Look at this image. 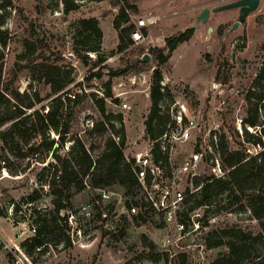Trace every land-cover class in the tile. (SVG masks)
Masks as SVG:
<instances>
[{
    "label": "rangeland",
    "instance_id": "374dc122",
    "mask_svg": "<svg viewBox=\"0 0 264 264\" xmlns=\"http://www.w3.org/2000/svg\"><path fill=\"white\" fill-rule=\"evenodd\" d=\"M130 1L137 6L138 11H130L129 18L121 22L120 28L135 24L142 17L152 23L144 31V41L134 42L123 52L118 51L119 30L114 26L118 10L109 0H78L79 8L70 12L65 11L63 0H15L17 8H8L7 13L4 11L6 16L2 28L8 29L12 37L5 45L0 41V68L9 78L16 67H21L15 85L21 92H40L43 99L35 103V109L47 112L54 97L48 96L50 86L41 80L43 73L38 69L32 71L30 65L26 66L29 56L21 58L25 50L23 39L31 28L34 30L32 39H38L42 44L39 49L43 56L41 60L53 63L58 55H63L64 59L59 64L63 70L71 71L73 82L68 88L71 93H79L80 100L75 104L66 101V105H73L69 118L72 132L64 139L63 152L71 151L76 137L87 148L95 141L99 145L100 138L92 131V126L101 120L108 122L106 136L112 134L116 141L120 136L115 130L124 127L125 150L128 154L143 149L148 140L145 120L151 106L153 72L158 68L162 72L160 83L169 90L170 98L189 105L199 122L194 141L197 136L204 135V143L211 145L210 140L214 135L221 140L222 133H225L231 145L244 148L249 154H256L261 147L245 141L243 120L247 117V94L254 88V81L264 67V0L234 30L231 28L238 20L237 8L211 12L209 20L193 28L189 40L179 43L165 63H159L156 52H153L149 61H139L137 69L133 65L148 53L150 45L168 54V39L181 36L184 30L195 24L203 9H212L235 0ZM90 17L98 18L104 34L100 55L104 61L94 69L91 65H84L74 55L76 48H86L95 41H87L78 33L80 20ZM78 40L86 42L79 43ZM89 54L94 60L98 57L96 53ZM122 69H127L124 74L112 75ZM98 71L102 72L100 76L88 79L92 72ZM109 80H112L113 96L106 99L107 114H110L107 120L101 116L96 99L104 95ZM119 93L122 95L118 96ZM124 102L131 108H123ZM119 115H122V120L118 119ZM250 131L256 129L250 128ZM52 138L59 140V135L53 130L34 138L35 151L25 159L7 151L0 140V243L8 264H12L11 258L2 240L19 244L31 234L28 222L15 224L13 220L14 216L31 215V210L28 205L22 204V200L40 190L43 196L34 203L37 210L44 214L54 208L49 186L40 185L39 175L43 167L55 162L52 151L44 145L45 140ZM195 145L194 142L188 143L187 151L195 149ZM100 151L101 148L95 147L92 153L97 156ZM5 156L9 157L6 161ZM25 166L28 167L24 172L15 173V170ZM205 166L203 163L202 171ZM216 172L222 174L218 170ZM110 189L125 193V189L117 186ZM94 197L88 187L73 196L70 208L61 211L67 217L71 243L61 244L58 248L49 246L42 255L33 253L34 264H165L166 258L158 262L153 260L152 254L158 249L145 247L142 240L143 234L154 242L160 241L164 235L155 216H149L146 221L139 223L131 217L123 220L112 231L107 230L102 220L97 218L94 222H88L84 236L79 237L76 224L71 225L68 217L81 204L92 200L96 202ZM213 200L219 206L216 218L202 233L192 234L185 241L187 249L192 251L191 264H197L200 260L212 264L213 259L226 250L223 247L210 249L205 242L207 235L220 226L237 225L255 234L263 230L249 208L241 211L237 210L236 205L230 209L224 208L226 200L223 195H216ZM18 202H21V207L16 212L14 203ZM22 231L25 233L20 236Z\"/></svg>",
    "mask_w": 264,
    "mask_h": 264
},
{
    "label": "trees",
    "instance_id": "16d2710c",
    "mask_svg": "<svg viewBox=\"0 0 264 264\" xmlns=\"http://www.w3.org/2000/svg\"><path fill=\"white\" fill-rule=\"evenodd\" d=\"M109 1L118 10L114 26L119 30L118 51L123 52L134 44L131 33L135 29V25L120 28V24L129 18L130 11H138V8L130 0ZM63 3L66 12L79 8L78 0H63ZM8 8H17L15 0H0V41L4 45L12 37L8 29L2 28L6 16L4 11L7 13ZM191 32L192 29H189L181 36L168 39V54H165L162 49L156 50L158 62L165 63L179 43L189 40ZM78 33L87 41H95L93 45L86 48H76L74 55L84 65H91L92 69L99 67L104 61L103 57L100 56L104 34L99 26L98 18H82ZM33 35L34 30L32 31L31 28L28 35L23 39L25 50L21 54V58L29 56L26 66L30 65L32 71L36 69L41 71L43 73L41 80L50 86L48 96L54 98L47 112L34 108L35 103L43 99L38 90H34L33 93L28 90L21 92L16 87L15 81L21 67H16L10 73L9 78L5 75L4 69L0 68V140L3 142L4 148L17 157L25 159L35 151L32 142L34 138L44 135L48 130H53L59 135L58 141L55 138L45 140L44 145L50 152L52 151L55 162L43 167L39 174L40 185L42 187L45 184L49 186V193L53 196L54 208L44 214L37 210L34 203L41 199L43 193L36 190L22 200V204L28 205L31 215L13 217L15 224L26 221L29 226H35L37 229L34 236L26 238L21 243L31 257L35 252L44 254L48 251L49 246L58 248L61 244L71 243L67 217L66 215L63 216L61 211L70 208L73 196L86 190L87 184L90 185L94 198L99 196L95 189H110L113 186L125 189V194L133 199L139 195L137 191L139 182L132 168V163L125 158L126 132L124 127L115 130L114 125H112L115 133L121 138L117 142L112 134L106 136L108 122L106 120L98 121L94 123L92 131L100 138L99 145L95 141L87 148L86 144L76 137L71 151L63 152L64 139L72 132L69 118L73 105H66V101L75 104L80 100V94L69 91L68 87L73 82L71 71L63 70L59 64L64 56L58 55L53 63L41 60L43 56L39 49L42 44L38 39L33 40ZM86 40L78 41L85 43ZM89 52L98 54V57L95 60L92 59ZM133 68L137 69L138 64L135 63ZM126 70L113 72L112 75L124 74ZM101 74V71L92 72L88 79ZM152 80L151 106L145 120L146 133L150 139L156 138L162 132L169 119V102L173 101L170 98L169 90H166L160 83L162 72L158 68L154 70ZM112 85V80H109L106 83L104 95L96 99V105L101 116L107 120L110 119V114H107L106 99L113 96ZM31 88L33 89L32 86ZM71 95H75V98H72ZM247 101V117L243 120L244 139L247 143L257 145L261 149L256 154H249L246 149L231 145L227 135L222 133L220 154L225 174L222 177L213 178L210 170H208L203 180L199 179V182H205L202 197L195 196L190 209L203 204L214 203V196L223 195L226 200L223 205L224 208L230 209L233 205H236L239 211L249 208L263 230L255 234L237 225L220 226L214 229L206 237L207 247L210 249L223 247L226 250L220 252L213 259L212 264H264V119H262L264 115V67L261 68L254 81V88L249 90ZM118 119L122 120V115H119ZM250 128L256 129V131H250ZM56 143L58 146L54 147ZM95 147L101 148L97 156L92 153ZM6 159L8 160L9 157L5 156L4 161ZM27 167L17 169L15 173L24 172ZM14 204L16 212H18L21 202ZM143 205L145 204L143 203ZM218 207H215V212H217ZM133 218L139 223L146 221L148 216L141 211ZM126 220L125 218L124 221ZM142 240L145 247L151 250L156 248L155 242L149 240L145 234L142 235ZM8 255L10 257V254ZM152 258L158 262L165 256L161 252H154ZM188 259L187 254H182L180 263L186 264Z\"/></svg>",
    "mask_w": 264,
    "mask_h": 264
},
{
    "label": "built area",
    "instance_id": "2783aa9c",
    "mask_svg": "<svg viewBox=\"0 0 264 264\" xmlns=\"http://www.w3.org/2000/svg\"><path fill=\"white\" fill-rule=\"evenodd\" d=\"M151 23V20L143 17L136 21L131 33L135 43L144 41V31ZM71 96L75 98V95ZM122 107L131 108L127 102L122 103ZM168 114L169 119L162 132L154 139L148 138L143 149L132 154L125 150V158L132 163L139 182V195L133 199L111 189H95L99 195L96 202L92 200L81 204L68 217L71 225L76 224L79 237L84 236L88 222H94L97 218L102 220L107 230L112 231L125 218L134 217L142 211L148 217L155 216L158 227L164 231L160 241L155 244L158 252L165 256V264H181L182 254H187L189 259L186 264H191L192 251L187 249L186 239L192 234L202 233L217 216L215 203L190 208L195 196L202 197L205 182H199V179L203 180L208 170L213 178L225 174L220 154V137L214 135L210 140L211 145L204 143V135L197 136L194 141L199 122L190 106L184 102L172 101ZM116 139L118 141L120 137ZM193 142L196 144L195 149L188 152V143ZM203 163L206 166L202 171ZM217 170L222 174L217 173ZM87 187L91 189L88 184ZM29 231L31 234L28 237L37 233L35 226H30ZM24 233L20 232V236ZM21 243L4 242L11 263L34 264ZM197 264L206 263L200 260Z\"/></svg>",
    "mask_w": 264,
    "mask_h": 264
},
{
    "label": "water",
    "instance_id": "95a60500",
    "mask_svg": "<svg viewBox=\"0 0 264 264\" xmlns=\"http://www.w3.org/2000/svg\"><path fill=\"white\" fill-rule=\"evenodd\" d=\"M260 4V0H235L231 2H227L218 6L210 8H205L203 11L198 15L195 24H193L190 28H196L199 24L206 23L209 20L211 12H219L222 10H227L231 8H240L238 20L232 24L231 30L236 29L242 22L247 18L249 14L254 12ZM152 50V46L149 48L147 54H145L141 59L137 61H144L147 62L151 59L150 51Z\"/></svg>",
    "mask_w": 264,
    "mask_h": 264
},
{
    "label": "crops",
    "instance_id": "0c3cea01",
    "mask_svg": "<svg viewBox=\"0 0 264 264\" xmlns=\"http://www.w3.org/2000/svg\"><path fill=\"white\" fill-rule=\"evenodd\" d=\"M2 241H3V243L5 242L4 240H2ZM11 243H12V241H11ZM1 246H2V244L0 243V264H8L7 263L8 261L6 259V253L4 251H2V247ZM3 247H4V244H3Z\"/></svg>",
    "mask_w": 264,
    "mask_h": 264
},
{
    "label": "flooded vegetation",
    "instance_id": "af4514ba",
    "mask_svg": "<svg viewBox=\"0 0 264 264\" xmlns=\"http://www.w3.org/2000/svg\"><path fill=\"white\" fill-rule=\"evenodd\" d=\"M261 1V0H260ZM238 9V12H239V10H240V8H237ZM239 16V15H238ZM189 29H191V28H189ZM189 29H187V30H189ZM187 30H184L183 31V33H186V31ZM182 33V34H183ZM152 45H150L149 47H148V51H149V48L151 47ZM156 50H160V49H157V48H154L153 46H152V50L150 51V54H152L153 52H156ZM139 63V61H137V64Z\"/></svg>",
    "mask_w": 264,
    "mask_h": 264
}]
</instances>
